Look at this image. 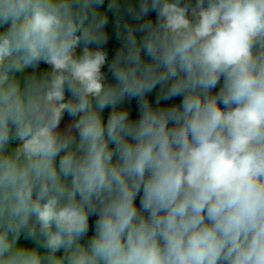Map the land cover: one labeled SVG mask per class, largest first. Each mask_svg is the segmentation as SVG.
Masks as SVG:
<instances>
[{
	"label": "clouds",
	"instance_id": "obj_1",
	"mask_svg": "<svg viewBox=\"0 0 264 264\" xmlns=\"http://www.w3.org/2000/svg\"><path fill=\"white\" fill-rule=\"evenodd\" d=\"M102 3L0 0V264H264V0Z\"/></svg>",
	"mask_w": 264,
	"mask_h": 264
},
{
	"label": "trees",
	"instance_id": "obj_2",
	"mask_svg": "<svg viewBox=\"0 0 264 264\" xmlns=\"http://www.w3.org/2000/svg\"><path fill=\"white\" fill-rule=\"evenodd\" d=\"M112 2V0H103V3L98 6L97 11L99 15H106L108 19V23L105 25L104 31L108 34V42L104 45H102V48L104 51L107 52L108 56V62L110 63L112 58L114 57L116 51L119 49L121 45V40L117 39L116 37V12L114 9H109V4ZM125 0H120L121 4V13H123V7H124ZM191 3L193 1L190 0ZM150 15L154 18L155 13H150ZM130 19V18H127ZM79 34V33H78ZM90 47L95 48L96 45H90ZM82 50L81 48H77V54L79 55ZM47 65L41 63L38 68L35 70L37 73L40 71H43L47 69ZM102 72L104 73L106 80L110 83H115L113 80L111 73L108 70V65L106 64L102 68ZM159 91V87L153 92L148 95V99L155 105V99H156V93ZM67 96V94H66ZM180 98H176L172 101H161V105L171 104V103H178ZM118 107L128 108L130 110L132 118L138 117V106L137 101L135 99L132 100H125L123 104L118 105ZM111 112V107L105 108L103 110L102 116L104 118L105 123L107 122V118ZM65 117H68V115L65 113ZM69 118V117H68ZM139 204V199H137V205ZM95 217L91 218V222H94ZM91 234V232L89 233Z\"/></svg>",
	"mask_w": 264,
	"mask_h": 264
},
{
	"label": "rangeland",
	"instance_id": "obj_3",
	"mask_svg": "<svg viewBox=\"0 0 264 264\" xmlns=\"http://www.w3.org/2000/svg\"><path fill=\"white\" fill-rule=\"evenodd\" d=\"M191 1H193V4L195 3V0H191ZM32 72H33V69H28V70L25 71V73L18 74V76H20V78H21V82L23 83V76H26V75H28V74H30ZM71 123H72L71 119L64 116L62 118V120H61V123H60V126H59L58 131H60L61 133L65 132L68 129V127H69V125ZM13 143H15V142H13ZM20 242L23 243L24 245L29 246V247H33L34 246L33 243H32V241L25 240L23 236H21Z\"/></svg>",
	"mask_w": 264,
	"mask_h": 264
}]
</instances>
